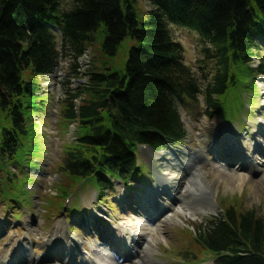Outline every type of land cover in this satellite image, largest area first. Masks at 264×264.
<instances>
[{"label": "trees", "instance_id": "obj_1", "mask_svg": "<svg viewBox=\"0 0 264 264\" xmlns=\"http://www.w3.org/2000/svg\"><path fill=\"white\" fill-rule=\"evenodd\" d=\"M60 1L0 0V112L9 121L2 130L0 157L11 160L29 136L23 110L31 106L25 101L40 91L36 78L58 64L57 32L62 51L74 59L98 32L103 33L101 51L109 56L124 39H134L123 71L91 69L86 87L65 100L64 116L77 121V131L61 170L74 181H86L100 197L115 180L142 175L140 145L161 150L186 138L180 106L204 92L209 112L223 108L212 96L235 86L230 65L264 75V65L248 66L264 44V0H146L151 8L142 22L137 0H70L67 11ZM173 25L195 31L213 48L214 53L209 48L203 53L217 58L219 68L204 90L183 60L184 48L171 34ZM25 68L33 76L27 82L21 78ZM81 94L86 97L76 112L74 100ZM195 235L213 264H264V218L254 211L230 205Z\"/></svg>", "mask_w": 264, "mask_h": 264}, {"label": "rangeland", "instance_id": "obj_2", "mask_svg": "<svg viewBox=\"0 0 264 264\" xmlns=\"http://www.w3.org/2000/svg\"><path fill=\"white\" fill-rule=\"evenodd\" d=\"M72 5L70 0L60 1L62 10L67 11ZM135 9L137 19L142 22L150 4L146 0H137ZM170 30L173 38L184 48L185 64L195 73L204 90L219 68L217 58H206L203 53V49L209 48V54H212L213 48L204 45L198 34L188 28L173 25ZM102 34L96 33L94 41L89 45L90 69L101 72H107V69L123 71L128 50L136 45V41L124 39L116 54L109 56L101 51ZM60 40L58 36L59 45ZM66 62L61 58L59 66L64 76L55 80L57 85L45 84V79L40 82L37 80L42 88L41 95L26 99L25 105L31 108L23 110L29 136L22 141L11 160L0 157V264L15 244L25 247L23 250L19 249L11 261L7 259L5 264H83L82 256L90 255V243H102V231L110 234L111 227L121 225L127 216L136 214L135 212L147 214L148 207H152L155 215L162 214L164 200L173 206L184 207L183 203H202L203 197L206 198L203 193L193 190L188 192L184 188L185 181L179 182L180 184L163 181L161 174L166 169L161 165L166 166L167 163L158 160L159 158L154 162L146 154L148 150L139 155V164L143 166L141 162L147 163L153 177L142 171L144 176L141 181H114L106 194L98 199L94 187L83 180L74 181L73 177L62 172L65 153L75 142L70 122L64 116L65 100L77 89L75 78L68 74L65 76L66 72H70L72 63L66 66ZM260 65H264L263 43L259 45L256 56L248 66L257 68ZM229 70L236 77V84L229 87L224 95L212 96L215 101L223 103V108L219 109L217 115L209 112L204 92L196 101L187 103L186 107H179L187 137L181 144L173 147L179 160L190 155L189 163L179 166L185 172L186 181L192 173L189 170L191 167L203 174V180L213 190L215 212L199 217L180 215L175 225L162 226L156 235L158 242L153 247L152 259L145 260L143 264H213L212 255L196 241L195 233H198V229L207 227L213 217L230 205L241 212L254 211L264 218V154L254 152L252 155L257 158V165L254 162L251 165L258 170L253 168L252 171L244 172L238 168L240 164H236L241 153L233 149L236 156L232 157L228 150L231 139L229 134L234 128L235 136L232 138L239 140V136L248 137L253 145L264 152V75L234 65H230ZM203 74H207L208 78L204 79ZM21 78L23 82L33 78L30 68L23 70ZM227 83L229 84V80ZM67 87L73 90L66 92ZM85 97L81 94V99ZM8 126L6 114L0 112V140L3 128ZM166 156L175 159L174 156ZM260 160L263 162L262 166ZM219 162L224 163L228 171L247 175L241 187L228 174H221L214 168ZM128 185L132 187L131 191H127ZM147 190L150 192L145 194ZM151 191L156 195L153 199L149 198ZM145 195H148V199ZM154 199L159 202L153 201L150 206V201ZM140 205L143 208L141 211L138 210ZM59 224L63 225V232L59 228L57 236L61 234V237L57 239V243L59 239L66 238L65 246L61 248L54 238L51 243L45 241L55 235ZM74 241L78 242L77 250L72 247L65 250ZM132 241L138 252L143 241L138 238L130 239V243ZM69 251L73 254V261L67 259ZM29 255L32 257L31 261L26 260ZM136 258L140 259L138 256ZM127 261L133 264L130 260Z\"/></svg>", "mask_w": 264, "mask_h": 264}, {"label": "bare ground", "instance_id": "obj_3", "mask_svg": "<svg viewBox=\"0 0 264 264\" xmlns=\"http://www.w3.org/2000/svg\"><path fill=\"white\" fill-rule=\"evenodd\" d=\"M232 136H235L234 128L231 129V132L229 134V137H231V139L229 141L230 146L228 147V150L231 152L232 157L236 156L234 154V151H238L241 153L239 161L236 162L237 165L240 164L238 168L244 170V172L252 171L253 168L258 170V168H255L253 165H251L253 164V162L254 165H257V158L253 157L252 154L254 152L264 154V152L260 148H257V146L253 145L248 137L242 138V136H239V140H235L236 138H232ZM155 156H157L158 158L160 157L158 160L161 161L166 159L165 153H158ZM189 158L190 155H185L180 160H170L173 163L176 161V163L172 165L167 163V165L165 166V164H162L161 166L165 167L166 169V172L161 174L162 177H164L162 180L166 181L167 183L170 181H175L176 183L185 181L184 188H187L188 192L193 190L196 193L205 194L206 198L203 197L201 201L202 203H183L185 204L183 207L181 205L173 206L171 203L169 204L166 200H164V204H162V206L165 208L162 214L158 213V215H155L152 211V207H148V209H146L147 214H138L137 212H135L136 214L127 216L126 220L121 225H115L111 227L110 234L106 231H102L104 233V235H102V243H97V241L90 243V255L82 256L83 264H129L127 260H130V262H132L133 264H143L145 260L152 259L151 253L154 252L153 247L158 242L156 235L158 233V230H160L162 226L167 224L175 225L176 222H178L180 215H182L183 217H199L208 213H214L216 208L214 205V199L212 197L213 190L209 186V184H206V182L203 180V174L201 173V171L195 169V167L189 168L192 173L190 174L189 179L186 181V176L184 175L185 172L183 173L179 167L185 165L186 163H189ZM262 160H260V162H262ZM262 165L263 162L261 166ZM214 168L218 172H221V174H228V176L231 177V179H233L236 182V185L239 187H241V185L246 181L247 175L240 172H231L232 170L228 171V168L225 167L224 163H216ZM154 196H156L155 192H152V194L150 193L149 198L153 199ZM153 201L159 202V200L154 199L150 201V206ZM142 205L144 207L143 203ZM142 205L138 207V210L141 211L143 209ZM59 228L60 232H63V225L59 224L58 229H56L55 235L45 240L46 243H51L53 238L56 243L58 242L57 239L61 237V234L59 235V237L57 236V234L59 233ZM137 238L143 241V245L138 252L136 251V246L135 244H133V241L131 242L132 244L130 243V239L135 240ZM65 239H59V243H57V245L60 248L65 246ZM15 245H13V247L11 248L10 253L4 256V262L2 264H5V261L7 259L11 261L13 256L17 255V251L19 249L23 250V248L25 247ZM77 246L78 242L74 241L72 245H67L65 250H68L69 247H72L73 250H77ZM67 255V259L73 261L72 252L69 251ZM137 256L140 257V259H137ZM27 259L28 261H31L32 257L29 255L26 257V260Z\"/></svg>", "mask_w": 264, "mask_h": 264}, {"label": "water", "instance_id": "obj_4", "mask_svg": "<svg viewBox=\"0 0 264 264\" xmlns=\"http://www.w3.org/2000/svg\"><path fill=\"white\" fill-rule=\"evenodd\" d=\"M150 150H151V152H153V153L155 152L152 148H150Z\"/></svg>", "mask_w": 264, "mask_h": 264}]
</instances>
